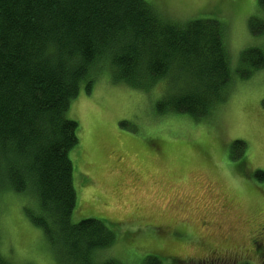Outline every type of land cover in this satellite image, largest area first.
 <instances>
[{"label": "rangeland", "instance_id": "1", "mask_svg": "<svg viewBox=\"0 0 264 264\" xmlns=\"http://www.w3.org/2000/svg\"><path fill=\"white\" fill-rule=\"evenodd\" d=\"M146 1L177 24L219 21L232 78L224 100L196 120L159 106L182 86L171 76L134 85L113 79L108 60L97 63L91 90L69 110L79 124L72 223L93 217L114 232L90 264H264V181L255 177L264 170V67L240 75L242 51L264 50V34L249 27L259 2ZM38 209L35 193L0 186V264H70L32 222Z\"/></svg>", "mask_w": 264, "mask_h": 264}, {"label": "trees", "instance_id": "2", "mask_svg": "<svg viewBox=\"0 0 264 264\" xmlns=\"http://www.w3.org/2000/svg\"><path fill=\"white\" fill-rule=\"evenodd\" d=\"M258 2L262 16L249 27L264 34V0ZM101 59L113 79L129 84L171 76L182 86L159 106L196 120L224 100L233 73L215 19L177 24L146 0H0V186L35 193L39 209L29 216L70 264H90L92 253L114 241L102 220H71L77 194L70 151L79 124L69 110L81 89L91 90ZM240 61L248 77L264 67V50L245 49ZM232 147L241 155L246 143ZM255 177L264 181V170Z\"/></svg>", "mask_w": 264, "mask_h": 264}]
</instances>
